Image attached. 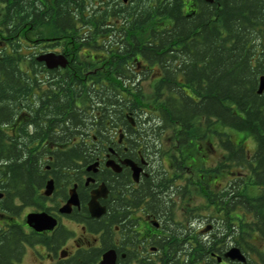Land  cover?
<instances>
[{"label":"trees","instance_id":"1","mask_svg":"<svg viewBox=\"0 0 264 264\" xmlns=\"http://www.w3.org/2000/svg\"><path fill=\"white\" fill-rule=\"evenodd\" d=\"M90 1L0 0V186L18 189L25 184L29 192L30 182L41 178L38 172H42L44 159L32 155L27 147L42 150L44 144L37 137L53 128L58 137L53 166L61 174L76 167L87 147L82 139L68 137H81L92 130L99 135L106 124L115 126V122L129 126L128 111L142 113L146 137L168 129L181 145L189 142L191 129L199 123L228 151L225 160L245 171H237L239 175L233 177L231 196L222 202L223 218L213 233L201 236L200 249L194 251L184 244L185 249L178 251L181 239L172 237L175 248L170 247L161 264H217L219 255L213 252L223 254L231 245L249 254L246 262L233 264H264V248L251 237L254 233L264 242V91L257 93L259 78L264 75V26H242L252 24L258 16H247L251 7L244 0H224L222 26H209L205 20L196 26L195 18H183L176 1L167 0L153 8V14L155 18L169 14L173 25L157 26L155 21L154 26H120L114 31L119 43L105 44L99 42L103 28L90 26L87 32L77 25ZM39 26H50L54 38L75 42L88 33L94 40L93 50L117 47L109 56L115 75L106 77L105 86L93 83L78 88L68 78L60 77V82L47 78L43 72L50 75L51 71L37 61L39 35L35 30ZM145 33L146 38H141ZM139 60L145 67L151 64L159 74L147 77L143 71L142 78L128 77L127 63ZM145 78L152 81L151 111L140 108L145 100L140 84ZM81 89L96 102L74 105L70 97L82 93ZM21 113L25 121L19 134L10 136ZM29 123L35 125L32 133ZM247 137L253 140L252 152L245 148ZM172 160L175 167L181 166L175 155ZM225 166L220 163L219 169Z\"/></svg>","mask_w":264,"mask_h":264},{"label":"flooded vegetation","instance_id":"2","mask_svg":"<svg viewBox=\"0 0 264 264\" xmlns=\"http://www.w3.org/2000/svg\"><path fill=\"white\" fill-rule=\"evenodd\" d=\"M166 1L91 0L77 25L81 30L100 26L104 32L99 34V42L117 44L120 40L114 31L120 26H154L155 21L157 26L173 25L169 14L162 18H155L153 14V8L160 3L164 5ZM174 1L180 15L187 20L195 18L196 26H201V20L208 22L209 26L223 25L220 13L224 0ZM244 2L251 7L247 16H258V20L242 26H264V0ZM90 37L86 33L77 42L62 37L37 39L38 57L54 53L66 58L65 66L49 68L37 57L43 68L51 71L50 75L43 72L44 75L58 82L60 77L68 78L77 88L93 83L99 87L107 85L106 77L115 75L109 56L117 47L93 50L90 45L94 40ZM127 66L130 78H142L143 71H146L147 77L159 74L154 72L151 64L145 67L140 60L136 64L128 62ZM95 78L101 81H92ZM148 81L145 78L140 84L142 91ZM81 91L70 97L74 105L96 102L94 98L88 99L84 89ZM128 113L131 114L127 115L129 126L115 122V126L106 124L99 135L92 130L81 137H68L67 140L72 141L82 139L87 145L82 158L75 162L76 167L68 172L57 174L53 166L58 148L57 129L37 137L44 144L42 150L27 147L32 155L38 154L44 159V166L39 169L42 172L38 174L42 179L35 178L30 182L29 192L25 190V184L18 189L12 185L0 186V264H100L108 251H112L114 264H161L170 247L175 248L172 242L175 236L182 240L177 241L178 251L185 249L184 244L192 246L194 251L200 249L201 236L207 231L205 228H211L205 234L215 231L208 223L220 222L218 219L224 215L222 202L232 193V161L225 160L228 151H224L216 139L221 149L220 159L215 158L214 164L204 169L227 172L226 180L218 189L210 188L203 195L198 185H194L195 191L191 190L196 184L186 173L191 163L184 165L180 152H172V145L181 146L175 135L162 133L146 137L142 129V113ZM22 116L25 114L21 113L16 119L17 124L12 125L10 136L16 135L24 123ZM29 124V133H32L35 125ZM145 138L150 143H146ZM165 138L177 139L178 144L170 140L165 146ZM173 155L180 159L181 166L175 167ZM220 163L226 164L225 168L219 169ZM197 176L202 178L201 174ZM47 190L49 193H46ZM74 192L78 204L69 203ZM187 194L188 197H185ZM202 201L209 207V213H202ZM90 203L94 205V213L90 210ZM211 210H214V215L210 214ZM29 213H44L55 224L51 229L36 230L27 221ZM229 215L232 217V211ZM203 221L205 228L202 227ZM213 253L220 257L217 264L234 262L225 258L224 252ZM196 264L203 263L198 261Z\"/></svg>","mask_w":264,"mask_h":264},{"label":"rangeland","instance_id":"3","mask_svg":"<svg viewBox=\"0 0 264 264\" xmlns=\"http://www.w3.org/2000/svg\"><path fill=\"white\" fill-rule=\"evenodd\" d=\"M37 38H47V39H54V33L51 31L50 26H39L37 30H35ZM147 33L141 36V38H146ZM53 46V45H49ZM152 81H148L144 83L143 87V93L145 94V100L142 103V106L140 107L141 110H152V106L149 104L152 97ZM147 106V107H145ZM220 130L221 128L218 127ZM167 135H174L171 132H164ZM190 134L188 136L189 142L186 144H182L180 147H177L176 145H172L173 148L172 152L179 151L180 157L183 160L184 165H188L187 163H191V166H187L186 173L187 175H190L192 180H195L196 184H193L191 187V190L195 191L194 185H198L201 189L202 194L204 195V192L207 190H210V188L218 189L221 185L224 184L226 180L227 172H221V171H213V169H204L209 168L210 164H214L215 158L216 160L220 159L221 149L219 146H217V141L214 133H211L210 131L204 130V128L199 124L196 123L195 127L191 129ZM232 137V132L230 133ZM247 136V135H246ZM175 137V136H174ZM167 140L165 143V146H167L171 139L165 138L164 141ZM172 143H177V139L171 140ZM245 148L248 152L253 151L254 143L252 138L247 137L243 141ZM178 144V143H177ZM164 146V149L166 147ZM193 161L195 164H193ZM210 162V163H209ZM182 163V165H183ZM244 172L245 169L243 168L240 170L239 168H233V177L238 176V172ZM197 174H201L202 178L198 179ZM189 178V177H188ZM189 194V193H188ZM188 194L185 197H188ZM202 201L201 204V211L202 213H209V207L206 206V204H203ZM210 205V204H207ZM205 208H207L205 210ZM239 212V211H237ZM240 213V212H239ZM214 215V210H211V213ZM247 220L249 219V216H246ZM221 218L218 220L220 221ZM205 222H202V227L205 228ZM209 225H213V230H215V227L219 225V223H208ZM211 228H205V230L209 231ZM207 231H205L203 234H205ZM253 238L252 240L255 242V244L261 249L264 248V242L260 240L258 236H256L254 233L251 235ZM205 238V237H204ZM249 256V254H246V256Z\"/></svg>","mask_w":264,"mask_h":264},{"label":"water","instance_id":"4","mask_svg":"<svg viewBox=\"0 0 264 264\" xmlns=\"http://www.w3.org/2000/svg\"><path fill=\"white\" fill-rule=\"evenodd\" d=\"M207 1H211V0H207ZM38 59L41 61H44L46 66L49 68H52L58 65L65 66V61H66V58L64 56L56 55L54 53H48V54L42 55L38 57ZM263 91H264V75H261L259 78V82H258L257 93H262ZM46 193H49V190H47ZM72 202L75 204H78V200H77L75 192H74V196L71 195L70 200H69V203H72ZM90 210L92 211V213H94V205L92 203H90ZM27 221L36 230L51 229L53 225L55 224L54 220H50V217H48L44 213L42 214L29 213L27 215ZM223 256L233 261H238L242 263L246 262L245 254L237 246H232L229 249H227L225 253L223 254ZM100 264H114V257H113L112 251H108L104 254L103 260L100 262Z\"/></svg>","mask_w":264,"mask_h":264},{"label":"bare ground","instance_id":"5","mask_svg":"<svg viewBox=\"0 0 264 264\" xmlns=\"http://www.w3.org/2000/svg\"><path fill=\"white\" fill-rule=\"evenodd\" d=\"M88 101H89V100H88ZM10 102H11V101H10ZM89 102H90V101H89ZM3 103H4V102H3ZM9 104H10V103H9ZM7 106H8V105H7ZM14 107H15V105H14ZM9 111H10V110H9ZM9 116H11V115H9ZM6 148H7V147H6ZM8 152H9V151H8ZM8 152H7V153H8ZM5 153H6V152H5ZM7 153H6V154H7ZM6 154H4V155H6ZM2 166H3V164H2ZM36 167H37V166H36ZM34 170H35V169H34ZM37 170H38V169H37ZM37 170H36V171H37ZM38 174H39V172H38Z\"/></svg>","mask_w":264,"mask_h":264}]
</instances>
